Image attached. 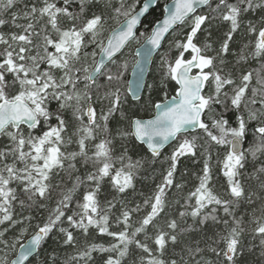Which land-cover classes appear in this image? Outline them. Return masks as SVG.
Segmentation results:
<instances>
[{"label":"snow or ice","instance_id":"6c2138e0","mask_svg":"<svg viewBox=\"0 0 264 264\" xmlns=\"http://www.w3.org/2000/svg\"><path fill=\"white\" fill-rule=\"evenodd\" d=\"M154 3L0 0V264H32L49 239L56 247L39 264H243L251 251L245 235L259 238L264 257V160L246 170L249 157L264 156V0H172L163 19L141 32V17ZM257 10L258 18L246 19ZM221 25L227 28L217 38ZM240 31L247 43L233 53ZM170 35L160 84H174V95L165 91L162 102L140 105L153 110L150 118L130 115L124 50L138 45L137 81L128 90L140 100L144 68ZM137 142L150 156L133 159ZM169 142L175 146L162 157ZM182 158L201 164L178 213L183 226L165 214L169 190L185 186L176 182ZM157 162L166 165L160 182L130 207L128 190L135 192L141 171ZM216 166L226 178L222 192L213 184ZM105 182L111 198L102 204ZM33 210L46 215L38 219ZM93 233L112 239L107 246L89 241ZM193 234L203 239L190 243ZM65 246L73 252L61 260ZM177 246L174 258L169 248Z\"/></svg>","mask_w":264,"mask_h":264},{"label":"trees","instance_id":"16d2710c","mask_svg":"<svg viewBox=\"0 0 264 264\" xmlns=\"http://www.w3.org/2000/svg\"><path fill=\"white\" fill-rule=\"evenodd\" d=\"M172 0H160L159 3L156 5V7L151 10V12L146 16V18L143 20L142 25L139 29V31L144 32V31H148L150 30L151 27H154L156 25V23L158 21H160L163 17L164 14V7L166 6L167 3H169ZM114 2L118 3V0H114ZM139 7V5H138ZM79 5L77 3H73L72 5V9L73 10H77L78 11ZM259 15V10H257L256 13H249L246 16L247 18H258ZM114 26V22L113 21H109L108 25L106 26L108 29H110L111 27ZM227 28V25H221L220 30L218 31H214V36L217 38H221L223 36V31ZM3 31L8 32V31H15V29L11 28L10 26H5L3 29ZM174 39L173 36H170L164 43L163 48L161 49V51L159 52V54L155 57L154 62L152 64V68L147 80V84L146 85H152L153 87L151 89H149L148 87L145 88V92L144 95L142 97V99L140 101L134 102L131 100V98L129 97V95L127 94V84H128V80H129V76H130V72L132 70V64L134 63V56L132 55V51H134V48L137 46L135 44L130 46V49H125L124 51V58H126L129 62V66L127 71L124 74V80H125V85H124V89L127 95V99H128V106H127V110L129 112L130 115H136V116H140L143 118H149L151 117L152 114V109L149 108L147 111L141 107L140 105L142 104H147V103H151V102H162L164 100V92L167 91L169 94V98L171 95H174V84H170L169 87L167 89H162V86L160 84L161 81V67H160V55L165 53L168 49V40ZM141 43H143V40H141ZM244 43H247V38L244 36L243 32L240 31L238 33L235 34L234 36V41L231 43V49L233 51V53H238L239 50L241 49V47L243 46ZM91 50V49H89ZM176 53L173 52L172 55L174 56ZM229 60H231L233 63L235 62V56H229ZM251 65V69H257L259 68V63L256 61H250L249 62ZM247 67V65H246ZM253 84H255V78L253 80ZM149 96H151V101H149ZM53 107H55V105H53ZM110 127H112L113 129H115L116 127V122L113 121L110 125ZM69 131H72V129L70 128ZM198 133H190L189 135H197ZM249 141H252V137L249 136L248 138ZM0 141H2V138L0 139ZM119 144V142L117 141V145ZM175 145L173 144L170 148H168L167 150H165L164 152H162V157L166 156L168 154H170V152L172 151L173 147ZM75 145H70L69 146V150L75 149ZM245 148L249 147V143H245L244 145ZM119 147H117L116 149V154H119ZM130 155H132L133 159H139L140 156H144V155H148L150 156L149 153L146 152V149L139 145L137 143V147L136 149L130 153ZM264 160V156L260 157V159L256 160V161H252V158L249 157V163L246 164V170L247 173H251L252 171H254V165L255 167H259L260 166V162ZM215 162V161H214ZM80 168V174L83 175L85 168L81 167L79 164L77 165ZM166 167V165L157 162L155 165L153 166H146L144 170L141 171L139 178L136 181V191L133 192L132 190H128L127 194H126V200L130 201V207H134L136 203H142L143 197H141L139 194L141 192H143L145 195L150 194L151 190L154 188L156 183L160 182L161 176L160 173L163 171V168ZM201 167L200 163H193L191 160L189 159H185L182 158L181 162L178 165V172L176 174V182L177 183H183L184 189L182 192H178L174 187L172 189L169 190L168 193V207L165 210V214L167 215V217L170 218H175L178 220V222L181 223V225L183 226V222L179 221V216L178 213L180 211H183L184 209L181 207V205L184 203V197L187 195L188 191L191 190L194 185H196L198 182L195 178V176L192 175L193 172H198L199 169ZM187 168L188 170V175L187 176H182L181 173L184 172V170ZM214 180H213V184L217 186V190L218 191H223L222 188H220V185H224L225 183V179L223 177L222 171L220 169L219 166H216L214 168ZM252 185H255L257 182L256 181H251L250 182ZM67 186L71 187V181L67 182ZM84 191V187L81 186L80 192L82 193ZM107 196V198H111V193L109 192V186L108 183L105 182L104 186H103V192L100 195V200L101 203L103 204L105 197ZM77 198H79V196H77ZM54 199H55V194H54ZM176 200H179L180 203H176ZM54 203V201H53ZM50 207L52 206V204L50 203L49 205ZM118 209H119V205L117 206V214H118ZM243 210V206L241 208V211ZM41 213H44V210H33V214L37 216V218L39 219L41 216ZM46 215V213H44ZM165 214H162L161 218H160V223L163 224L164 218H165ZM143 213H140L139 215H134V219H138L139 216H142ZM36 221H33V223H35ZM189 223H191V220H188ZM221 226H218V229ZM112 230H117L115 227ZM209 235H212V231L211 229L207 230ZM152 230L149 229V233L151 234ZM9 239L12 238V233L9 232L8 234ZM79 236V234H77ZM141 239H143V235H141L140 237ZM27 239V237L23 238L22 242L25 241ZM89 241H94L97 243H104L105 246L108 245V243L111 241L112 238L110 237H106V236H100V235H96L95 233H93V236L88 238ZM202 240L203 239V234H193L190 236L189 238V242L191 243L194 240ZM79 241L81 246L85 243V240L83 237H79ZM151 243V242H149ZM244 244L247 248H250L251 251L250 252H245L244 256L242 257V261L243 264H264V257L261 256V248L259 246V238H255L253 239L251 235H245L244 237ZM2 247V246H0ZM56 247V244L54 243V241L52 239L47 240V243L43 246V249L40 250V255L36 256L35 258H33L31 260L32 264H39L40 261H42L46 255H50L52 254V249ZM201 247H203V244H201ZM73 252V249L71 248H67L65 247H61L58 249L57 255L58 257L62 260L64 258H66V256L68 254H71ZM170 256L174 257V258H179V255L181 254V248L180 246H177L175 251L173 252V250L171 248H169V253ZM0 255H3V252H0ZM15 254H13L12 257L13 258ZM96 255V254H94ZM100 255H104V254H100ZM187 258V257H186ZM206 258L207 259H214V256L211 253H206ZM195 259H200L199 256H197Z\"/></svg>","mask_w":264,"mask_h":264},{"label":"water","instance_id":"95a60500","mask_svg":"<svg viewBox=\"0 0 264 264\" xmlns=\"http://www.w3.org/2000/svg\"><path fill=\"white\" fill-rule=\"evenodd\" d=\"M159 1L160 0H155V3L153 4V5H151L150 6V10H149V13L151 12V10H153L155 7H156V5L159 3ZM171 2L172 1H170L169 3H167L166 4V6L165 7H167V6H170L171 5ZM164 7V8H165ZM149 13H147V14H145V16L144 17H141V20H142V22H143V20L146 18V16L149 14ZM162 19H163V17H162ZM161 19V20H162ZM159 22V21H158ZM157 22V23H158ZM156 23V24H157ZM142 25V24H141ZM141 25H138L137 27H138V30L140 29V27H141ZM171 36V35H170ZM169 37V36H168ZM168 37H167V39H168ZM166 39V40H167ZM165 40V41H166ZM165 41L162 43V47L160 48V49H158V50H154L153 51V54H152V56L149 58V61L147 62V64H146V66H145V68H144V71H143V78H142V80H141V82H140V88H139V90H138V95H139V97H140V100L142 99V97H143V95H144V92H145V88H146V84H147V80H148V77H149V74H150V71H151V68H152V64H153V62H154V59H155V57L157 56V54L161 51V49L163 48V45H164V43H165ZM125 51V50H124ZM137 81V72L136 71H134L133 69H132V71H131V73H130V77H129V81H128V85H129V83L132 85V87L134 88L135 87V82ZM128 85H127V94L129 95V97L131 98V100L132 101H134V102H137V101H140V100H136V99H134V97H133V95H132V92L130 91V90H128ZM150 118V117H149ZM145 119H147V118H145ZM193 133H195V132H193ZM1 139V138H0ZM138 143V142H137ZM139 144V143H138ZM172 144H174L173 142H169L168 144H166L165 145V147H164V149H162V152L163 151H165L167 148H169ZM142 146H144V148L146 149V145H142ZM150 154V153H149ZM28 239V238H27ZM27 239L24 241L25 243L27 242ZM36 256H34V258H35ZM33 258H30V260H32Z\"/></svg>","mask_w":264,"mask_h":264},{"label":"rangeland","instance_id":"374dc122","mask_svg":"<svg viewBox=\"0 0 264 264\" xmlns=\"http://www.w3.org/2000/svg\"><path fill=\"white\" fill-rule=\"evenodd\" d=\"M136 47H138V45H137ZM136 47H135V48H136ZM135 48H134V49H135ZM134 58H135V57H134Z\"/></svg>","mask_w":264,"mask_h":264}]
</instances>
